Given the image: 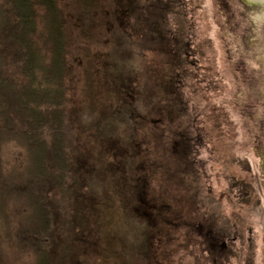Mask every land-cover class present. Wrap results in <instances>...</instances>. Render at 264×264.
<instances>
[{
	"label": "rangeland",
	"instance_id": "obj_1",
	"mask_svg": "<svg viewBox=\"0 0 264 264\" xmlns=\"http://www.w3.org/2000/svg\"><path fill=\"white\" fill-rule=\"evenodd\" d=\"M161 1L169 6L167 29L193 46L181 66L177 114L171 109L164 114L148 96L150 106L143 105L146 80L140 59L119 61L106 47L112 42L97 31L85 42L79 19L73 18L79 17L73 1L61 0L65 18H73L67 71L70 157L79 168L77 185L86 193L81 200L90 214V241L80 264H117L102 253L104 233L115 253L121 250L141 264H261L264 199L234 45L214 0ZM129 20L125 28L135 30L134 20ZM85 60L93 62V114L84 92ZM191 62L195 66L188 65ZM182 134L191 162L174 154V148L184 147H172ZM95 147L102 152L101 166ZM0 159L5 174L23 175L26 155L16 144L2 145ZM97 171L103 179L93 175L90 180ZM103 188L108 200L101 194ZM7 212L11 232L7 236L0 229V264H33L29 250L11 235L22 225L24 207L9 203ZM232 237L242 249L239 259L227 248ZM202 241L214 245L213 257Z\"/></svg>",
	"mask_w": 264,
	"mask_h": 264
},
{
	"label": "trees",
	"instance_id": "obj_2",
	"mask_svg": "<svg viewBox=\"0 0 264 264\" xmlns=\"http://www.w3.org/2000/svg\"><path fill=\"white\" fill-rule=\"evenodd\" d=\"M72 1L73 11L79 16L73 18L79 19V32L85 42H91L92 33L97 31L98 36L112 42L106 47L119 61L140 59L146 80L143 105L150 106L148 96L157 101L164 114L169 109L177 114V86L184 76L181 66L193 46L185 36L179 39L178 33L167 29L166 1ZM60 5L61 0H0V148L14 143L26 155L22 176L5 174L0 159V229L9 236L7 207L9 203H21L25 210L22 225L11 235L16 244L29 250L33 264H80L90 232V214L81 200L86 193L78 188L79 168L73 166L70 157L73 141L67 71L69 22L73 18L67 20ZM129 19L134 20L135 30L125 28ZM195 62L187 64L193 67ZM92 64V60H85L83 69L90 114L95 112L97 100ZM180 136L172 147H184L181 151L174 148V154L191 162L186 135ZM95 150L101 166L102 152L98 147ZM93 175L104 177L97 171L89 175L90 180ZM101 194L108 200L104 188ZM93 214L99 220L100 215ZM103 238L106 242L102 253L108 258L117 264H141V259L125 256L121 250L115 253L107 233Z\"/></svg>",
	"mask_w": 264,
	"mask_h": 264
},
{
	"label": "water",
	"instance_id": "obj_3",
	"mask_svg": "<svg viewBox=\"0 0 264 264\" xmlns=\"http://www.w3.org/2000/svg\"><path fill=\"white\" fill-rule=\"evenodd\" d=\"M214 2L234 45L238 81L247 106L251 142L258 158L257 179L264 199V0ZM261 264H264V228Z\"/></svg>",
	"mask_w": 264,
	"mask_h": 264
},
{
	"label": "flooded vegetation",
	"instance_id": "obj_4",
	"mask_svg": "<svg viewBox=\"0 0 264 264\" xmlns=\"http://www.w3.org/2000/svg\"><path fill=\"white\" fill-rule=\"evenodd\" d=\"M214 236H215V235H214ZM216 236H217V235H216ZM229 240H230V243H229V245L227 246L228 250L231 251L233 257H236V258L239 259V258L241 257V254H242V249H241V248H238V247H235L234 237L229 238ZM201 243H203V241H202ZM205 245H206V244H205ZM220 246H221L222 248L225 247V246L222 245V244H220ZM220 246H219V247H220ZM213 247H214V245H211V244H209V243H207V245L204 247L205 250L208 252V254H209V255H212V257L214 256V254L211 253V249H210V248H213ZM225 248H226V247H225ZM215 254H216V253H215ZM234 254H236V255H234ZM231 258H232V257H231Z\"/></svg>",
	"mask_w": 264,
	"mask_h": 264
},
{
	"label": "clouds",
	"instance_id": "obj_5",
	"mask_svg": "<svg viewBox=\"0 0 264 264\" xmlns=\"http://www.w3.org/2000/svg\"><path fill=\"white\" fill-rule=\"evenodd\" d=\"M243 9H241V11H242Z\"/></svg>",
	"mask_w": 264,
	"mask_h": 264
}]
</instances>
